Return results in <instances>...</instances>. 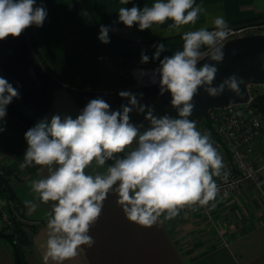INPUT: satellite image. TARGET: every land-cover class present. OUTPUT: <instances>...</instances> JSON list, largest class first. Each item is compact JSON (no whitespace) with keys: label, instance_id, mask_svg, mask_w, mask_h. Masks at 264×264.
I'll return each instance as SVG.
<instances>
[{"label":"clouds","instance_id":"1","mask_svg":"<svg viewBox=\"0 0 264 264\" xmlns=\"http://www.w3.org/2000/svg\"><path fill=\"white\" fill-rule=\"evenodd\" d=\"M130 2L120 0L122 5ZM203 11L195 0H155L143 8L135 4L120 7L118 23L128 28L137 25L144 31L171 20L169 31L180 32L182 26L196 24ZM47 16L46 7L37 6V0H0V41L18 38L33 25L42 27ZM212 23V30L202 27L183 32L182 50L163 59L165 44L155 45L152 60L159 61V66L152 71V83L158 78L159 94H170L176 118L156 116L149 107L145 115L149 126L133 124L130 113L133 109L144 113L145 106L135 94L120 91L119 96L130 106L122 104L119 110H111L103 98H94L75 118L57 113L50 122L42 121L25 132L27 148L20 169L38 166L48 173L30 184L38 201L50 205L43 264H66L83 246L95 244L89 233L110 193L116 194L126 219L144 228L173 220L186 207H215L213 202L221 193L215 178L226 179L228 173L210 134L199 131L189 117L200 88L210 97H218L227 86L240 96L245 81L232 75L212 87L218 68L201 62H222L224 42L231 32L223 16ZM109 32V26H100V42H110ZM148 62L149 56L142 52L141 63ZM18 97V90L0 77V122L7 115V106ZM93 164L107 167L90 174L87 170ZM227 195L225 191L223 196ZM25 204L30 212L37 207L32 201Z\"/></svg>","mask_w":264,"mask_h":264},{"label":"crops","instance_id":"2","mask_svg":"<svg viewBox=\"0 0 264 264\" xmlns=\"http://www.w3.org/2000/svg\"><path fill=\"white\" fill-rule=\"evenodd\" d=\"M154 2L131 0L122 5L120 0H37V6L43 4L48 11L42 27L33 25L38 47L49 65L71 85L99 90L108 59L157 68L159 61L152 60L157 44H165L160 55L163 59L182 50L183 32L202 27L211 30L217 16H223L228 25H237L264 15V0H195L204 11L196 24L182 26L180 32L169 31L171 20L144 31L137 25L128 28L118 23L120 7L135 4L143 8ZM101 25L110 27L107 44L98 39ZM142 52L149 56L148 63H141ZM0 128V166L12 173L9 185L22 210L21 224L32 240L26 258L29 264H43L50 205L38 201L30 184L46 176L47 169L33 166L21 170L27 148L25 133L7 115ZM255 156L263 165L264 140ZM107 164L104 168L93 164L87 171L104 172ZM116 200V194L110 193L90 230L95 244L83 246L66 264H264V186L259 191L248 182L239 192L217 197L212 218L183 214L151 228L129 222ZM25 201L36 203L35 210L30 212ZM0 264H14L12 248L2 238Z\"/></svg>","mask_w":264,"mask_h":264},{"label":"water","instance_id":"3","mask_svg":"<svg viewBox=\"0 0 264 264\" xmlns=\"http://www.w3.org/2000/svg\"><path fill=\"white\" fill-rule=\"evenodd\" d=\"M223 52L222 62L202 61L201 64L213 63L218 68L212 87H218L232 75L243 78L245 84L240 86L242 95L236 96L225 86L222 95L210 97L202 87L194 97L195 108L190 117H207L213 110L231 107H259L253 97V89H264V33L231 39L224 44ZM0 71L18 90V100L45 122H50L51 117L57 113L75 118L94 98H103L111 110H119L122 104L129 105L127 99L119 96L120 91L135 94L138 103L145 106L144 113H139L136 109L130 113L133 124H142L145 129L149 126V122L145 120L149 107L154 110L156 116L167 114L173 118L177 117V112L170 103V94H159L158 82L105 91L82 89L59 79L39 59L31 45L28 29L18 38L9 36L0 41Z\"/></svg>","mask_w":264,"mask_h":264},{"label":"built area","instance_id":"4","mask_svg":"<svg viewBox=\"0 0 264 264\" xmlns=\"http://www.w3.org/2000/svg\"><path fill=\"white\" fill-rule=\"evenodd\" d=\"M229 27L231 32L224 44L237 37L257 34L254 31L258 29L257 25L247 23L229 25ZM138 67L135 70L156 68L142 65ZM144 84L146 83H139L138 86ZM258 94H264V89L253 90L254 99ZM189 119L196 122L199 131L210 134L213 145L223 158L224 171L228 173V176L226 179L215 178L221 190L220 196L225 191L227 193L239 192L248 182L253 183L259 191L263 190L264 164H258L255 153L264 140V110L253 105H245L213 110L207 117H190ZM213 213L214 207L210 204L208 207H186L179 215L194 214L212 218ZM22 219L20 206L0 191V238L4 239V235L14 233L16 223Z\"/></svg>","mask_w":264,"mask_h":264},{"label":"trees","instance_id":"5","mask_svg":"<svg viewBox=\"0 0 264 264\" xmlns=\"http://www.w3.org/2000/svg\"><path fill=\"white\" fill-rule=\"evenodd\" d=\"M261 17L262 16L257 17L249 22L258 20ZM28 32H29L31 45L36 51L39 59L54 76L62 80V78L58 75V73L49 65V63L44 58L42 52L40 51L35 38L33 26L28 28ZM0 77H3L1 71H0ZM255 99L259 103V108L261 110H264V94H258L257 96H255ZM7 116L24 133L29 128L43 121L33 112H31L26 106H24L18 100V98H14L13 101L10 103V105L7 106ZM107 163L111 164L113 162L108 161ZM11 178H12V173L10 172V170L0 166V191L5 196L12 198L17 203V198L13 192V189L9 185ZM3 237L4 240H6L12 248V252L14 256V264H29L26 258V247L31 245L32 240H31V235L25 229L24 225L21 224V221H18L16 223V231L14 233L6 234Z\"/></svg>","mask_w":264,"mask_h":264},{"label":"rangeland","instance_id":"6","mask_svg":"<svg viewBox=\"0 0 264 264\" xmlns=\"http://www.w3.org/2000/svg\"><path fill=\"white\" fill-rule=\"evenodd\" d=\"M246 23L249 25H257L258 29H256L257 31H254L257 32V34L264 33V15L258 20ZM104 66L105 77L100 87L101 90L127 89L136 87L139 83H144L141 78V71L145 69L141 68L137 71L135 70L136 68H139V65H130L108 59L105 61ZM62 80L70 84L65 78H62Z\"/></svg>","mask_w":264,"mask_h":264},{"label":"bare ground","instance_id":"7","mask_svg":"<svg viewBox=\"0 0 264 264\" xmlns=\"http://www.w3.org/2000/svg\"><path fill=\"white\" fill-rule=\"evenodd\" d=\"M137 70H139V69H137ZM152 71L153 70H147V69L141 71V78H142V81L144 83L152 82V79H151ZM157 81H158V78H157Z\"/></svg>","mask_w":264,"mask_h":264}]
</instances>
